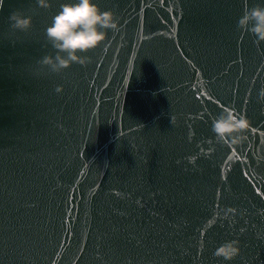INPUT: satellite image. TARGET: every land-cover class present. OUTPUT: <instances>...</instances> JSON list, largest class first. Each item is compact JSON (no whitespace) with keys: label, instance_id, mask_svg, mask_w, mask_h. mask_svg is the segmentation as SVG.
Here are the masks:
<instances>
[{"label":"water","instance_id":"water-1","mask_svg":"<svg viewBox=\"0 0 264 264\" xmlns=\"http://www.w3.org/2000/svg\"><path fill=\"white\" fill-rule=\"evenodd\" d=\"M64 2L0 5V264H264V42L237 27L264 0H95L118 31L52 73Z\"/></svg>","mask_w":264,"mask_h":264},{"label":"clouds","instance_id":"clouds-1","mask_svg":"<svg viewBox=\"0 0 264 264\" xmlns=\"http://www.w3.org/2000/svg\"><path fill=\"white\" fill-rule=\"evenodd\" d=\"M2 3L3 0H0V5ZM37 4L45 8L49 6L48 0H37ZM8 18L14 30L26 31L31 26V18L18 11L11 12ZM118 26L114 14L101 10L95 0H66L45 29L46 41L55 54L43 56L38 63L52 73H60L73 63L85 66L90 62L86 54L106 41L108 31H118ZM237 27L253 35L256 38L254 42H264V6L258 4L245 11L237 20ZM258 98L264 101V89ZM249 129L250 122L245 116L227 108L212 121V132L216 139L233 146L245 141ZM238 253L236 242L227 241L215 250L214 255L230 261Z\"/></svg>","mask_w":264,"mask_h":264}]
</instances>
